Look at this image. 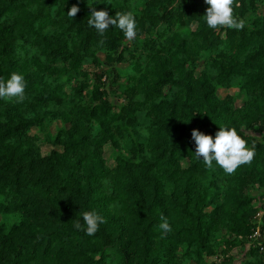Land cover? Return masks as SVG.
Here are the masks:
<instances>
[{"label":"trees","instance_id":"16d2710c","mask_svg":"<svg viewBox=\"0 0 264 264\" xmlns=\"http://www.w3.org/2000/svg\"><path fill=\"white\" fill-rule=\"evenodd\" d=\"M90 6L132 12L136 37L99 35ZM207 7L0 0V79L25 82L23 102L0 98V214L18 216L0 223V264H264V0H234L242 30L209 28ZM220 126L255 148L230 175L191 138ZM85 211L105 221L91 236Z\"/></svg>","mask_w":264,"mask_h":264},{"label":"clouds","instance_id":"9594fccd","mask_svg":"<svg viewBox=\"0 0 264 264\" xmlns=\"http://www.w3.org/2000/svg\"><path fill=\"white\" fill-rule=\"evenodd\" d=\"M208 7L205 10L204 18L206 24L211 29H217L219 26L242 30L245 27V21L239 20L233 16L234 0H205ZM90 19L88 25L94 27L99 35H103L110 26L119 28L126 39L129 41L136 37V23L132 12H116L112 17L108 12L91 7ZM79 8L73 5L69 8L67 15L75 17ZM25 82L24 77L16 72L11 73L6 81L0 79V98L11 100L15 98L17 103L24 100ZM139 99V97H138ZM191 138L195 144V154L202 158L208 168L212 167L213 161L219 165L226 174H232L235 170L244 164H250L255 155V148H248L247 142L238 135L235 128L220 126L213 138L210 135L203 134L196 129L191 131ZM84 222V231L87 235H94L98 231L99 224L104 223V219L95 211H85L82 213ZM162 223L159 228L164 233L171 231V226L166 217L161 216ZM74 227L81 229V224L77 221Z\"/></svg>","mask_w":264,"mask_h":264},{"label":"rangeland","instance_id":"374dc122","mask_svg":"<svg viewBox=\"0 0 264 264\" xmlns=\"http://www.w3.org/2000/svg\"><path fill=\"white\" fill-rule=\"evenodd\" d=\"M125 66H119V68H124ZM228 93H231L230 91L226 90L225 88L219 87L216 90V95L219 99H223ZM64 125L59 122H53L50 124L44 125L41 129L33 128L32 131L37 134L39 137L44 138L45 136L54 137L59 129H61ZM256 136L263 137L262 131L256 134ZM264 138V137H263ZM113 152L111 149H106L104 153V157L106 159H109L112 156ZM261 213H259V216ZM258 216V217H259ZM18 222V216L17 215H4L0 214V223H4L6 225L15 224Z\"/></svg>","mask_w":264,"mask_h":264},{"label":"built area","instance_id":"2783aa9c","mask_svg":"<svg viewBox=\"0 0 264 264\" xmlns=\"http://www.w3.org/2000/svg\"><path fill=\"white\" fill-rule=\"evenodd\" d=\"M262 136L264 137V129L262 130ZM258 216L259 214L256 217L259 218ZM251 241H254L257 246H260L262 249H264V231L256 228L251 235Z\"/></svg>","mask_w":264,"mask_h":264}]
</instances>
